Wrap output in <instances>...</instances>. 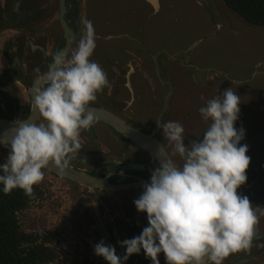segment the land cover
<instances>
[{"label": "clouds", "instance_id": "obj_1", "mask_svg": "<svg viewBox=\"0 0 264 264\" xmlns=\"http://www.w3.org/2000/svg\"><path fill=\"white\" fill-rule=\"evenodd\" d=\"M82 24L76 47L54 54L55 69L34 90L31 104L40 122L17 121L0 139L10 149L0 164L5 194L19 188L34 197L33 186L44 178L42 169L49 163L61 169L68 165L81 150V131L95 123L86 109L109 81L101 65L90 59L96 47L93 24L87 18ZM240 103L231 87L207 99L198 109L207 127L187 145L182 124L156 121L171 156L178 155L182 163L169 156L151 170L150 182L133 200L137 211L146 213L148 226L138 236L117 241L125 253L118 256L102 239L93 245L95 255L108 264H124L142 249L151 264H160V253L166 264H223L230 254L250 248L264 207H254L237 192L250 164L248 146L240 144L245 130L234 126Z\"/></svg>", "mask_w": 264, "mask_h": 264}, {"label": "rangeland", "instance_id": "obj_2", "mask_svg": "<svg viewBox=\"0 0 264 264\" xmlns=\"http://www.w3.org/2000/svg\"><path fill=\"white\" fill-rule=\"evenodd\" d=\"M30 1L20 0V3L27 7L31 3L38 5L39 0ZM83 1L82 7H86V0ZM159 2V10L153 13L154 7L150 6L152 3L148 0H90L89 20L95 35L97 33L99 36H95L96 47L90 59L98 58L101 61L99 64L103 65L104 58L109 54L108 58L112 56L121 61L130 60L136 70H145L152 76L157 95L150 90L144 94L141 102L132 105V109L138 117L149 121L154 135L170 156L171 147L156 121H177L182 124L185 130L184 143L187 145L190 140L201 137L207 127L198 109L207 99L231 87L240 96L241 102L234 126L245 130L240 144L248 146L246 155L250 157L246 169L247 180L243 189L238 188L237 192L247 196L254 207H264V27L246 23L220 0ZM205 2L210 4L213 12ZM0 8L1 18L2 14L5 17L10 6L4 3L0 4ZM80 11L81 16L86 14V11ZM9 21L8 17L4 20L6 23ZM49 28L53 30L52 36L58 32L55 27ZM121 31L131 34L134 42L123 35L105 39V35L115 36ZM2 38L4 35L0 37V69L4 64ZM47 43L49 56L53 52L52 37ZM33 57L31 53L30 58ZM161 67L164 69L160 71ZM205 67L207 70H204ZM198 68L200 71H197ZM208 71L210 74H207ZM141 76L140 71H135L130 81L134 87L143 89L145 85ZM206 76H212L215 80ZM163 79L168 83L162 82ZM20 90L19 96H15L18 106L14 112L23 116L29 99L24 88ZM153 96L157 100H153ZM0 102L5 105H0V109L4 108L0 111L2 115L13 113L10 96L0 94ZM90 103L102 104L118 111V105L106 99L101 92ZM143 103L145 109L142 108ZM92 127L101 140L110 146H114V139L119 138L102 122L95 121ZM119 141L123 142L121 139ZM120 149L134 159L147 157L127 142L120 144ZM0 150L10 151L4 145H0ZM171 158L177 164L182 163L178 155ZM50 178L53 180V190L62 200L61 206L53 210L49 204H45L41 208L28 210L22 215L24 225L33 230L47 229L56 233L61 258L53 264H80L87 254L95 256L93 245L98 243V239L94 241L92 229L87 227L91 224L102 225L103 222L87 214V208L92 203L89 201L92 199L89 190L61 177ZM256 226L264 234V216L260 217Z\"/></svg>", "mask_w": 264, "mask_h": 264}, {"label": "flooded vegetation", "instance_id": "obj_3", "mask_svg": "<svg viewBox=\"0 0 264 264\" xmlns=\"http://www.w3.org/2000/svg\"><path fill=\"white\" fill-rule=\"evenodd\" d=\"M31 1L33 2L35 0ZM89 1L90 0H86V7H82V4H84L83 0H65V20L69 27L74 28L75 33L70 49L76 47V43L82 35L84 27L82 20L84 18L89 19ZM4 3L10 6V10L5 17H3L2 14L1 18L0 14V37L4 35L1 44L2 60L4 64H2L0 69V94L11 97V112L13 113L9 115H2V113H0V117L23 119L28 115L31 105L30 97L27 92L28 88L38 76L47 72L54 54L64 46V31L59 20V0H39L38 5L31 3L27 5V7H23L20 0H0V4ZM198 3L202 4L200 1ZM150 6L154 7L152 10L153 13L158 11L160 7L159 0H157L156 7L153 4ZM1 8L2 11L3 6H1ZM80 10L86 11V14L81 16ZM7 17L10 18L8 23L4 22ZM50 26L55 27V31H58L54 33L53 36V30L49 28ZM121 35L134 42V38L131 34L125 31H121L115 36L105 35V39L108 40L109 37H121ZM95 36L99 37L97 33ZM50 37H52L53 43L51 47L53 52L47 56L46 48ZM31 53L34 54L33 59L30 58ZM106 56L107 58H104L105 62L103 65L101 64V67L107 74L109 85L105 87L101 93L106 99L118 105V111L112 110L104 105L103 107L122 117L132 126L142 127L143 131L156 137L149 121L138 117L132 109V105L135 102H141L143 96H145L144 94L149 93L150 90L153 91L154 95H157V93H155L156 87L152 85V76L145 70H136L130 63V60L121 61L119 58H113L112 56L108 58L109 54ZM130 59L132 60L131 57ZM94 61L97 63L101 62L98 58H95ZM124 67L127 69H124ZM161 69L164 68L161 67L159 70L161 71ZM205 69L207 70V67H205L204 70ZM199 70L198 68L197 71ZM135 71L141 72L142 82L145 88L141 89L132 85L130 76ZM162 82L168 83L166 79H163ZM21 87L24 88L29 99L27 111L23 116H19L14 112L18 106L15 96H19ZM152 99L155 100L156 96H153ZM4 102H0V105H4ZM89 105L99 106L91 103H89ZM144 106L145 104L143 103V109H145ZM3 110L4 108L0 109V111ZM38 121H40V117L36 122ZM95 121L102 122L97 119H95ZM102 123L105 124L104 122ZM107 126L111 128L109 125ZM91 129L88 128L87 130L81 131V150L77 153L75 158L70 160L68 165L94 176L107 177V180L111 183L131 182L139 178H149L151 176V170L156 167L158 163L146 151L132 144L112 128L111 130L119 137L114 139V146H110L105 141L101 140L99 135L94 132L92 126ZM120 139L142 151L147 157L144 159H134L128 156L126 151L120 149V144H123V142L119 141ZM133 163L141 167L127 168V165ZM70 182L89 190L90 194H92V199L89 200L92 203L90 207L87 208V214L90 215L92 219L98 220L99 218L100 222H103L102 225L91 224L87 227L92 229L94 241L98 239L99 242L103 239L106 244H111L115 247L118 256H122L125 253V248L121 247L117 241H123L138 236L142 229L148 226L146 213L138 212L133 204V200L141 195L143 188L99 190L82 186L73 181ZM241 186L239 188L243 189L244 186ZM118 192L120 193L119 196ZM90 217H88V222L91 221ZM261 255H264V234L255 226L250 248L247 251H239L230 254L224 259L223 264H264V257ZM158 259L160 264H166L163 253L158 254ZM80 264H108V262L101 256L95 255L92 257L87 254V256L80 261ZM124 264H151V260L145 257L141 249L139 254H132L124 261Z\"/></svg>", "mask_w": 264, "mask_h": 264}, {"label": "trees", "instance_id": "obj_4", "mask_svg": "<svg viewBox=\"0 0 264 264\" xmlns=\"http://www.w3.org/2000/svg\"><path fill=\"white\" fill-rule=\"evenodd\" d=\"M230 11L252 26L264 27V0H220ZM9 152L0 150V164ZM44 178L33 186L34 197L16 188L3 192L0 185V264H53L61 258L59 240L54 231L33 230L24 225L22 215L32 208L49 204L53 210L61 206L60 196L53 190L59 178L45 169ZM2 174V173H0Z\"/></svg>", "mask_w": 264, "mask_h": 264}, {"label": "water", "instance_id": "obj_5", "mask_svg": "<svg viewBox=\"0 0 264 264\" xmlns=\"http://www.w3.org/2000/svg\"><path fill=\"white\" fill-rule=\"evenodd\" d=\"M148 1H150L155 7L157 6V0H148ZM206 4L213 12L210 4L208 2H206ZM65 13H66L65 0H59V20L64 31V46L61 47L58 52L69 51L75 35L74 28L69 27L68 23L65 20ZM54 69H55V65L52 60L49 64L47 72L38 76L32 82V84L27 90L30 97V101H32L34 90L43 84V77L48 72ZM86 111H91L95 119L100 120L105 124L109 125L114 131L121 134L132 144L146 151L157 163H159V161L167 159L170 156L167 150L165 149V147L163 146V144L156 137H154L150 133L143 131L142 127L132 126L122 117L106 109L105 107L88 105ZM38 118H39V114L32 109V104L30 105V110L28 115L23 119L0 117V139L6 138L4 136V133L7 132L12 127H15L17 121L27 120V122H31V121L36 122ZM139 167L141 166L134 163L127 165V168H139ZM44 169L61 178L73 181L88 188H96L99 190L100 189L124 190V189L142 188L143 184L150 182V177H149V178H139L138 180L131 182L111 183L107 180V177L94 176L82 170L76 169L70 165H66L61 169L60 167L56 166L54 163H49V165Z\"/></svg>", "mask_w": 264, "mask_h": 264}, {"label": "crops", "instance_id": "obj_6", "mask_svg": "<svg viewBox=\"0 0 264 264\" xmlns=\"http://www.w3.org/2000/svg\"><path fill=\"white\" fill-rule=\"evenodd\" d=\"M199 71H200V70H199ZM209 71H210V69H209ZM207 74H210V72L207 73ZM194 75H195V73H194ZM206 78L211 79V80H215L214 78L212 79V76H209V77L206 76Z\"/></svg>", "mask_w": 264, "mask_h": 264}]
</instances>
